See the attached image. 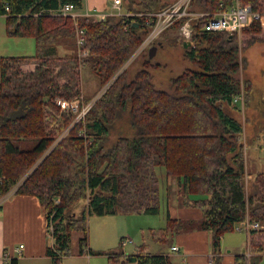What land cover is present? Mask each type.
<instances>
[{
    "label": "trees",
    "instance_id": "16d2710c",
    "mask_svg": "<svg viewBox=\"0 0 264 264\" xmlns=\"http://www.w3.org/2000/svg\"><path fill=\"white\" fill-rule=\"evenodd\" d=\"M172 1L122 0L125 12L95 19L57 12L68 2L74 11L80 9L82 0H0L7 34L32 36L36 48L32 55L0 57V207L9 192L38 199L51 237L45 249L50 264H59L69 253L73 231L80 233V253H104L109 264H171L165 252L150 251L145 243L128 253L119 247H87L89 215L159 212L155 165H163L175 179L177 205L201 212L199 219H181L166 208L163 240L175 230H209L211 264H220L224 232L246 217L264 222V171L255 174L246 193L242 126L222 106L240 108L233 101L241 90L235 77L241 63L237 33L204 28L219 3L226 8L233 0L190 1V9L208 14L193 21L187 47L179 34L171 37L195 68L171 78L170 90L154 86L149 68L157 63L148 58L130 78L121 70L151 29V13ZM239 1L264 12V0ZM182 19L162 34L177 31ZM77 28L83 30L81 44ZM263 28L264 14L244 26L243 47ZM23 63H34V69L22 71ZM85 64L103 90L74 122L75 114L61 110L55 99L82 93L80 70ZM243 85L247 99L250 85L247 80ZM125 112L134 136L119 134L107 144L111 127ZM261 130L264 138V124ZM79 200L85 202L75 215ZM247 232L252 255L247 260L244 252L238 253L234 264H258L264 255V227ZM10 264H15L13 258Z\"/></svg>",
    "mask_w": 264,
    "mask_h": 264
},
{
    "label": "rangeland",
    "instance_id": "374dc122",
    "mask_svg": "<svg viewBox=\"0 0 264 264\" xmlns=\"http://www.w3.org/2000/svg\"><path fill=\"white\" fill-rule=\"evenodd\" d=\"M121 12H125L124 8H122ZM262 13L264 14V12ZM176 34H178V31L172 29H167L163 34L162 32L159 33L154 39L156 40L155 43L150 42L147 48L140 52L135 50L130 55L131 59L129 61L126 60L121 70H125L127 77L130 78L141 68L142 62L148 58L151 62L157 63L155 67L149 68L153 76L152 82L154 86L159 89L170 90L171 78L177 76L186 68H195V65L186 59L183 47L178 42L174 43L171 40V37ZM243 36L241 29L236 34V39L240 46L239 56L241 63L235 77L241 84L240 92L242 93H244L243 81L247 80L249 82V93L247 94V99L246 96L244 97L242 104L238 102L240 103L239 109L228 107L224 102L222 106L242 126L239 140L243 143L244 185L246 193H250L255 174L259 171H264V138L261 130L264 124V28L259 31L254 42L244 47L241 44ZM188 40L190 41V39ZM151 45L155 46V52L149 57L148 50ZM62 50V48L59 49L61 52ZM35 51L34 38L32 36L7 34L4 15H0V57L32 55ZM28 64L31 67L25 66L23 68L24 65ZM34 66V63H23L21 64V70L30 71L34 69ZM80 85L83 103L95 99L103 90L99 86L97 76L92 72L88 64L81 67ZM84 96L91 97V99L86 101ZM70 121L72 123L73 117L70 118ZM66 129L64 128L63 130ZM119 134L130 138L135 134V128L127 120V112L123 113L114 122L108 133L107 144L115 140ZM153 170L157 178L159 212L157 214H147L143 212L123 213L117 211L110 214L89 215L88 248H91L92 251H107L119 247L128 253L133 252L140 243H145L148 250L156 252L158 247L164 248L169 244L171 238L177 232L168 234L167 239L163 240L164 233H161V228L166 225V208L168 204L174 199L177 201L179 196L178 186L175 179L165 173L163 165H155ZM84 202V200L76 202L75 210H73L75 215L79 213ZM257 223L259 225L258 228L264 227V222ZM175 231L182 232L184 230ZM230 231L222 235L220 252L222 255H226L228 251L238 250L240 252L243 249L242 252L245 253L248 260L252 255V250L247 244L246 230L232 229ZM79 235L78 231L72 232L70 251L68 254L62 255V264H109L107 255L104 253L89 254L87 250L80 253ZM125 238L128 241L122 244V239ZM37 262L38 264H50V258L44 257L38 259ZM258 264H264V255L258 260Z\"/></svg>",
    "mask_w": 264,
    "mask_h": 264
},
{
    "label": "crops",
    "instance_id": "0c3cea01",
    "mask_svg": "<svg viewBox=\"0 0 264 264\" xmlns=\"http://www.w3.org/2000/svg\"><path fill=\"white\" fill-rule=\"evenodd\" d=\"M110 10L109 0H82L81 8L73 13L101 19V16L108 14ZM25 66L31 67L28 64L23 68ZM167 209L172 217L181 219L201 217L198 208L179 206L175 199L168 204ZM222 235L220 241L223 239ZM248 237L247 232V243ZM50 242L51 237L46 229L38 199L32 195L10 193L1 202L0 207V264H5L4 252L14 259L15 264H38V259L49 257L45 249ZM19 244L22 246L18 250L14 249ZM171 245H177L178 250L173 251ZM159 251L168 255L171 264H211V233L203 229L177 232L166 247L157 248L156 252ZM242 251L243 249L240 252L228 251V254L222 255L219 250L220 264H234V256Z\"/></svg>",
    "mask_w": 264,
    "mask_h": 264
},
{
    "label": "built area",
    "instance_id": "2783aa9c",
    "mask_svg": "<svg viewBox=\"0 0 264 264\" xmlns=\"http://www.w3.org/2000/svg\"><path fill=\"white\" fill-rule=\"evenodd\" d=\"M190 1L191 0H173L168 6L165 8L158 10L156 12L151 13L154 16L153 24L148 33L143 37L142 42L136 48V52H140L143 49L147 48L149 43L155 41L154 39L161 33L165 28L170 26L174 21L184 17L181 23L178 26V34L183 39H190L192 32V24L193 21L198 19L203 15H207L208 12L201 10H192L190 9ZM111 10L109 13L113 14H122V0H109ZM72 3H64L61 5L57 12L62 14L71 13L74 15ZM6 10L8 7L6 6ZM138 14L149 15L150 13L140 12ZM262 12L255 10L251 7L250 4H242L239 0H233V3L224 8L222 3H219V9L212 13V15L207 19L204 23V28L207 30H226L229 33H239V31L246 25H249L252 21L259 19L262 16ZM106 15V14H105ZM105 15L101 16V19L105 17ZM77 42L82 43L83 38V30L81 28H77ZM85 53V51L83 52ZM131 59V56L127 59L128 61ZM127 61V62H128ZM244 94L239 92L233 98V101H238L241 104L243 103ZM94 100V99H93ZM87 103H83L82 94L78 95L73 99H66L63 97H57L55 99L56 104L59 106L61 110H67L73 114H75L74 122L78 119L83 118L84 113L91 105L92 101ZM83 103V104H82ZM66 130L61 134L63 136ZM11 192L1 198L4 200ZM257 222H249L247 218L244 221H241L234 225V229H244L248 231L250 228H258ZM128 239H122V244L126 243ZM22 245L19 244L14 249L18 250ZM171 249L173 251L178 250L177 245H171ZM5 264H10L11 257L4 252L3 255ZM59 264H62L61 262Z\"/></svg>",
    "mask_w": 264,
    "mask_h": 264
},
{
    "label": "water",
    "instance_id": "95a60500",
    "mask_svg": "<svg viewBox=\"0 0 264 264\" xmlns=\"http://www.w3.org/2000/svg\"><path fill=\"white\" fill-rule=\"evenodd\" d=\"M190 44V41L188 39H185L184 41V47H187ZM155 52V46L151 45L148 50V56L151 57Z\"/></svg>",
    "mask_w": 264,
    "mask_h": 264
}]
</instances>
